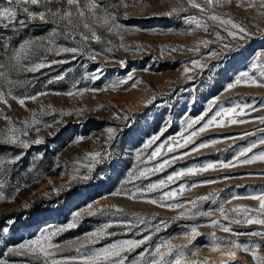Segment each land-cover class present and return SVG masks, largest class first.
Returning <instances> with one entry per match:
<instances>
[{
  "label": "rangeland",
  "instance_id": "obj_1",
  "mask_svg": "<svg viewBox=\"0 0 264 264\" xmlns=\"http://www.w3.org/2000/svg\"><path fill=\"white\" fill-rule=\"evenodd\" d=\"M247 2L244 0V4L237 7L234 0L232 4L215 8L221 17H230L254 33L244 40L232 39L206 16L203 22L209 24V31L195 29L194 25L187 23V17H201L202 14L190 7L187 0H123L128 7L121 6V0H100L98 15H103L102 10L109 6L107 10L115 15L116 23L128 30L123 40L93 17L87 16L84 20L77 18L76 6L71 8V24L64 20L56 23H45L38 18L29 20L27 14L20 10L22 6L17 7V22L9 23L8 20L0 19V63H13L11 57L15 50L29 40L36 41L33 45L36 51L24 61L25 64L66 61L51 64V67L37 72L13 70L9 78L14 84H4L5 91L11 87L12 94L18 97L40 92L49 94L40 96L36 101L26 100V106H20L11 97H7L11 107L0 103V110L17 122V127H24L19 122H31L35 113L39 123L31 124L27 128V136L21 138L28 141L43 140L42 143H31L28 148L0 142V161H3L0 165V183L4 185L0 190L9 197L0 200V264H40L18 246L47 231L66 227L77 212H80L77 226L53 239L54 243L64 246L54 258L66 260L67 264H80L83 255L114 242L140 240L150 235V241L127 254L126 264H131L134 258L138 259L140 252H154L155 247L164 241L171 240L172 244L179 246L189 245L184 234L193 227L200 234L192 241L190 248L198 251L195 255L189 252L185 264L202 259L206 260V264H254L249 254L223 244L221 251H213V233L220 241L238 239L241 242L259 243L262 245L259 253L264 255V240L260 237H232L211 223L213 219H218L221 224L230 225L235 232H264V225L236 224L225 220L218 210L221 205L226 211L237 206L257 209L259 201L243 197L264 193V162L243 164L236 161L239 153L254 143L256 147L252 152L240 160L264 153V145L259 143L264 139V131H261L264 124L260 122V117H264V88L241 85L231 91L225 90L227 84L245 71L258 76L255 63L264 60V8H260L259 0H256L254 9L248 8ZM4 3L6 0H0V4ZM87 3L88 0H80L81 8ZM64 7V0H51L44 3L43 7L29 6L31 11L37 12L48 8L56 11ZM181 7L187 11L167 15L173 8ZM21 19L25 21V26L18 23ZM85 20L102 37L100 42L81 39V33L89 37L92 35L84 27ZM53 30H58V34L53 37L57 49L76 47L83 54L69 52L57 55L56 51L46 52L43 48H37V45L48 46ZM215 32L225 39L207 46L201 43L215 41ZM68 33L73 36L69 37ZM223 44H230L231 47L225 49ZM197 46L199 51H195ZM172 48L177 50L171 51ZM213 51L220 54L213 56ZM90 52L99 53L95 60L90 58ZM193 60H199L204 67L185 74L184 68L192 67ZM120 61H124V64ZM61 75L64 79H56ZM96 75L100 78L93 79ZM129 75L136 79L135 87L132 81L115 90L108 87ZM74 86L101 90L66 95L75 90ZM237 103L253 106L247 109L246 115L237 117L247 123L213 128L194 138V143L186 148H179L173 153L165 150V154L157 160H149L151 152L158 145H168L173 138L179 140L181 132L187 135L185 128L188 121L207 112L206 121L220 109ZM81 110L84 111L81 113ZM69 112L72 114H65ZM117 113L126 115L128 120L117 119ZM203 123L201 121L188 131L198 129ZM8 127L10 122L0 116V130ZM110 127L116 130V136L111 142H106L107 129ZM154 135H158L159 139L144 148V143ZM80 137L84 138L83 141L75 143ZM211 140H218L219 143L198 152L192 151L200 143ZM94 151H102L107 155L104 156V162L89 173L88 168L84 167L88 161L82 158ZM185 152L191 154L175 160L163 171L149 174L147 178H135L143 168H151L172 156L180 157ZM16 156H20L16 163H8ZM209 163H215L217 168L197 175H186L150 193L145 191L141 194L137 191L146 189L151 183L166 180L178 171L203 167ZM222 163H235V167L224 168ZM73 175L80 178L73 179ZM85 176L90 178H83ZM207 180L216 182L202 183ZM193 184L198 186L191 187ZM181 185L188 186L182 194L161 201L164 193L178 191ZM115 192L129 195H113ZM131 193L137 194L135 199L129 198ZM12 196L15 199H11ZM204 196L209 199H199ZM234 196L242 198L232 199ZM152 199L158 203H149ZM229 200L230 203L227 202ZM191 201L196 202V208H193ZM173 204H184L192 212L182 216L185 209L168 207ZM101 208L103 211H99ZM93 210H96L95 214H91ZM195 212H210L211 216L193 215ZM105 224L113 225L107 231L114 235L76 251L87 234ZM228 251L237 252L234 260L224 255ZM154 258L158 257H146Z\"/></svg>",
  "mask_w": 264,
  "mask_h": 264
},
{
  "label": "snow or ice",
  "instance_id": "obj_2",
  "mask_svg": "<svg viewBox=\"0 0 264 264\" xmlns=\"http://www.w3.org/2000/svg\"><path fill=\"white\" fill-rule=\"evenodd\" d=\"M46 2H51V0H6V3L0 4V19L8 20L9 23L17 22V7L22 6L20 10L23 13L27 14V18L29 20H35L39 19L42 22L48 23H56L59 20H64L67 23L71 24L73 22V13L71 11L72 6H76L77 12L76 16L77 18L84 20L87 16L93 17L97 19L102 26H107L109 30L115 31L120 37L121 40H123V37L125 33L128 31L125 29L122 25H119L116 23V17L115 15H112L108 12V7L105 6V8L102 10L103 15H98L97 10L101 9L100 0H88V3L84 6V8H81L80 6V0H64L65 7L62 9H57L56 11H53L51 8L42 10V11H31L29 6L30 5H39L43 7V4ZM234 0H202V2H198V0H187V4L195 9H198L199 12L202 14L201 17L197 16H190L187 17V23L190 25H194L195 29H203V31L208 32L209 31V24L206 22H203V17L206 16L208 19L214 22L215 27L223 28L224 31L227 32V35L231 37L232 39H240L244 40L248 36L254 35L247 27H245L242 23H238L234 21L232 18H223L219 14L215 12L216 7H224L228 4H232ZM242 4H244V0H236V6L239 7ZM121 6L128 7L126 3H123V0H121ZM256 0H248L247 7L248 8H256ZM259 6L260 8H264V0H259ZM182 11H187V9L181 7V8H173L171 12L167 13V15L171 16L173 13H179ZM18 23L20 26H25V21L23 19L19 20ZM84 27L88 28L92 35L91 37L85 36L82 33L81 39L83 41H89V40H95L97 42H100L102 40V37L96 33V31L92 28V25L89 24L86 20L84 22ZM193 29V30H195ZM58 34V30H53L52 37L48 39V46L44 45H37V48H43L46 52H53L56 51V54H62V53H82V50L80 48H56L54 44L53 37ZM69 37L73 36L72 33L67 34ZM216 40L215 41H201L202 44L207 46L210 43H219L222 42L225 37L221 36L219 32H215ZM36 44V41L29 40L25 41L23 44L19 46V49L15 50L14 55L11 57V60L13 63L9 65H5L3 63H0V69H7V71H0V103H3L4 105H7L8 107H11L8 103V98L11 97L12 100H16L20 106H26V100L36 101L40 96H46L49 93L48 92H40L34 95L30 96H23L18 97L16 95L12 94L11 87L7 89V91L4 90V84L7 85H13L14 81H12L9 78V73L13 70L16 71H26V72H37L45 67H51V64L56 63H65L66 61H56L53 60L51 62H44L41 61L39 63H31L25 64L24 61L29 59L31 55L35 54V49L33 48V45ZM121 47H125L123 44H121ZM230 44H223V48L227 49L230 48ZM125 50H128L127 47H125ZM176 48H172L171 51H176ZM193 49H189V51H192ZM195 51H199V47L195 49ZM99 53L90 52V58L92 60L96 59V56ZM219 52L213 51L212 55L216 56L219 55ZM120 63L123 65L124 61H120ZM192 67H185L184 73L188 74L194 71L196 68H203L204 65L199 60H193ZM255 69L258 70V76L250 74L249 72L245 71L241 73L233 82L227 84L226 91H231L232 89H235L237 86H247V87H257V88H264V60H258L255 63ZM93 79H99V75H96L92 77ZM191 78L190 76L188 77ZM56 79L62 80L64 79V76H58ZM128 81H132V86L135 87L137 84L136 79L133 75H129L126 79L119 81L118 83H112L108 87L115 90L120 85L128 83ZM75 88V86H74ZM101 89H88V88H75L73 91H69L66 93L68 96H75V95H82L85 92L88 91H99ZM214 101L213 103H215ZM103 108V106H100ZM253 107L250 104L244 103L240 104L237 103L232 107L222 108L218 112H216L214 115H212L210 118H208L205 121V116L207 115V112L201 115L197 119L190 120L186 123L185 132H188L187 135H185L184 132L180 133V139L177 140L176 138H173L171 140V143L166 145L164 143L158 145L154 151L151 152L149 156V160L155 161L158 158H160L162 155L165 154V150L167 153H173L179 148H186L190 143H194V138L199 137L202 133H205L206 131H209L213 128H224L228 125H235L237 123H247V121L242 119H237V117H242L247 114V109ZM84 110H81V113ZM208 111H211L209 109ZM67 115H71L72 113H65ZM0 116H3L5 120H8L10 122V127L7 129L0 130V142H4L7 144L12 145H18L22 148H28L31 143H42V139H38L36 141H28L25 139H22L21 137L27 136V128L31 126V124L39 123L38 120H36V114L33 113L32 121H23L19 122L24 127H17V122L12 121L10 117L5 115L2 110H0ZM117 119H121L123 121H127L128 117L121 116L119 113L116 114ZM201 121H204V123L196 130L188 131L190 129H193V126L196 124H200ZM260 122L264 124V117H260ZM48 127H51V125H48ZM39 131V129H36ZM261 131H264V129H261ZM163 133H161L162 135ZM245 135H250V133H245ZM116 136V130L114 128H108L107 129V137L106 142H111ZM83 137L77 138L74 142L79 144L83 141ZM159 139L158 135H154L150 137L147 142L144 143L143 147L148 148L152 144H154ZM219 143L218 140H211L210 142H202L199 145H197L195 148L192 149L193 152H198L203 148H207L210 145H215ZM261 145H264V139H261L259 141ZM256 147V144H252L247 149L242 150L239 155L236 157V161L241 162L243 164H253L257 161L264 162V153H260L259 155H252L249 158L240 160L241 157H247V154L252 152L253 148ZM191 152H185L182 154V156H172L170 159H163L160 163L156 164L155 166L151 168H143L140 170L135 178H147L149 174H154L157 172L163 171L167 166H170L175 160L183 158V156L190 155ZM107 155V153H102V151H94L86 153L85 156L82 159H85L88 161L87 164L84 165V167L88 168L89 173L95 168L96 165L104 162V156ZM140 158V153H137V159ZM20 159V156H16L14 159L9 160L8 163H16ZM79 163V161H78ZM3 164V161H0V165ZM222 167L224 168H230L235 167V163H222ZM217 168V165L215 163H209L203 167H191L186 170H181L176 172L174 175H169L166 180H160L158 183H151L147 185L146 189H138L137 191L143 194L146 192H153L157 189H160L162 187L167 186L169 183L175 182L179 178H183L186 175H197L209 170H215ZM78 171V170H77ZM80 177L78 175H73V179H79ZM85 179L90 178V176L83 177ZM215 180H207L203 181L204 184H211L215 183ZM198 185L193 184L191 187H197ZM4 185L3 183H0V189H3ZM188 186L181 185L178 189V191H170L167 193H164V195L161 197V201L165 199H172L173 197H176L179 194H182ZM19 191V189H17ZM57 191H59V187L57 188ZM113 195H126L128 196V193H121V192H115L112 193ZM136 193H131L129 198L135 199ZM242 197L234 196L232 199H241ZM246 199H252L259 201V207L257 209H249L246 207H233L230 210L225 209L223 205L219 207V212L223 216L225 220H231L232 222L236 224H259L264 225V193L259 195H252L248 197H243ZM9 197L5 195V193L0 190V200H7ZM11 199H15L14 196L11 197ZM200 200H207L209 197L204 196L200 197ZM149 203L157 204L158 201L155 199L149 200ZM230 203L231 201H227ZM193 208H196V202L191 201ZM164 206V205H161ZM168 207L171 208H184L185 211L181 213L182 216H188L190 212H192V209H186L184 204H173L168 205ZM88 208L90 209L91 206L89 205ZM96 210H93L91 214H95ZM99 211H103V209H99ZM122 211V210H117ZM193 215H204V216H211L210 212H195L192 213ZM255 214V215H254ZM80 212H77L75 214V218L71 223H69L66 227H58L51 231H47L44 234L40 235L38 238L32 239L28 241L27 243H22L18 247L22 252H26L27 254H31L40 264H67L66 260H60L55 259V255L58 251L63 250V245L54 243L53 239L57 235L63 233L64 231H67L71 228H74L77 226V223L79 221ZM212 226L219 227L222 231L225 233H229L232 237H239L241 235H248L253 237H260L262 240H264V232L261 231H252L248 233H241V232H235L230 225H224L221 224L218 219H213L211 221ZM113 225L111 224H105L103 227L97 229L96 231H93L89 234H87L84 238V242L80 244L79 247L76 248V251L79 252L81 248H84L87 246V244H96L101 239H103L106 236L114 235L115 233L108 232L107 229L111 228ZM157 231L159 229L157 228ZM200 233L198 232L196 227H193L189 233L184 234V238L189 240V245L179 246L174 245L171 243V240L162 242L159 246L155 247L154 252L148 253V252H140L138 254V259L134 258L131 264H185L186 256L191 252L192 255H195L198 249L196 248H190V245L192 241L196 239V237ZM214 239L211 243V249L213 251H221V244L228 248L236 249L238 251H242L245 254H249L251 256V259L254 261V264H264V255H261L259 253V250L261 249L262 245L259 243H252V242H241L238 239H225L223 241H220L219 238H215V234H212ZM152 237L145 236L143 239L140 240H123L119 242H114L108 246L102 247L95 251H90L89 254L83 255L80 258V264H126L128 261V253L134 252L137 248H140L141 246L145 245L148 241H150ZM175 253V255H173ZM153 256L158 257L154 259H146L147 256ZM224 255L226 257H229L231 259H235L237 252L236 251H228L225 252ZM166 257H172L171 259H166ZM193 264H206V260L202 259L200 261H195ZM220 264H226V262H220Z\"/></svg>",
  "mask_w": 264,
  "mask_h": 264
}]
</instances>
